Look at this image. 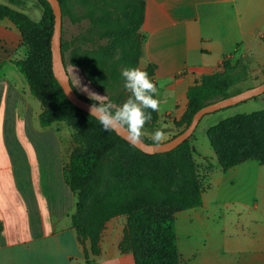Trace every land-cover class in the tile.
<instances>
[{
    "label": "crops",
    "instance_id": "1",
    "mask_svg": "<svg viewBox=\"0 0 264 264\" xmlns=\"http://www.w3.org/2000/svg\"><path fill=\"white\" fill-rule=\"evenodd\" d=\"M18 1L20 6L36 3ZM142 1L138 67L155 66L152 81L159 90L155 98L161 104L157 112L161 127L173 128L185 112L188 88L217 71L224 58L247 67L243 82L250 80L248 88L264 82V0ZM0 4L6 5V1L0 0ZM25 55L18 30L8 20L0 21V132L19 133L24 143L28 130L46 135L47 141L35 143L39 153L33 163H46L50 171L55 170L58 181V162L64 160L59 136L51 130L53 125L40 126L41 108L36 113L28 86L13 64ZM257 100L264 104V94ZM29 110L34 111L32 118ZM209 127H203L204 135ZM2 146L0 264H85L88 244L79 243L75 230L69 224L58 229L50 217L46 224L43 221L42 213L51 214L57 205L55 192L34 183L28 187L25 165L29 160L11 156L7 149L12 143ZM17 146L18 140L13 143ZM193 147L203 179L202 204L175 215L181 264H264V165L250 160L223 172L210 145L208 154L215 161L201 153L196 138ZM35 173L31 180H40L41 174ZM121 219L106 224L101 253L91 264H134L130 253L118 251L125 224V218Z\"/></svg>",
    "mask_w": 264,
    "mask_h": 264
},
{
    "label": "trees",
    "instance_id": "2",
    "mask_svg": "<svg viewBox=\"0 0 264 264\" xmlns=\"http://www.w3.org/2000/svg\"><path fill=\"white\" fill-rule=\"evenodd\" d=\"M5 1L6 5L0 4V21L8 20L21 36L26 55L13 64L40 105V126L64 122L73 131L74 145L63 166L62 180L76 196L70 228L75 230L81 245L88 244V248H84L85 264H91L100 255V241L106 224L117 217L125 218L118 243L120 254L130 253L134 264H181L175 215L202 204L203 179L194 160L192 136L170 152L147 155L114 131H104L97 119L67 100L53 76L54 15L48 2L36 0L42 16L39 21H34L11 7H19L18 0ZM115 1L58 0L62 15L69 6L85 7L91 27L105 20L106 7L117 14L115 23L99 35L101 40L106 39V44L91 52L85 51L82 63L75 65L83 70L92 86L102 92L110 91L109 100L119 105L130 96L124 89L121 71L126 67H138L141 55L143 38L139 29L144 3L131 0L121 6ZM63 50L61 44L62 55ZM104 62L108 63L98 67ZM105 70L110 83L104 80ZM143 70L152 80L155 66L150 64ZM247 77V67L228 58H224L217 71L202 76L187 90L185 112L174 123L175 136L189 125L199 109L237 94L231 92V88ZM151 116L144 131L153 133L158 129V114L152 112ZM205 135L223 172L250 160L264 165V110L225 118L210 126ZM143 141L155 144L146 136ZM209 170L207 167L206 171Z\"/></svg>",
    "mask_w": 264,
    "mask_h": 264
},
{
    "label": "rangeland",
    "instance_id": "3",
    "mask_svg": "<svg viewBox=\"0 0 264 264\" xmlns=\"http://www.w3.org/2000/svg\"><path fill=\"white\" fill-rule=\"evenodd\" d=\"M131 0H116L115 2L118 3L121 6L127 5ZM101 6V5H100ZM14 9L23 12L27 14L32 20L39 21L42 16V11L40 8V5L36 1L35 4L29 3L26 6H19L15 7ZM106 12L105 14H98L97 16H102L105 20L99 21L98 25H94L95 27H91L90 21H88L87 11L85 7L80 6H72L67 7L65 9L64 14L62 15V27H61V44L64 46L63 50V60L64 65L67 71V74L69 76V79L71 81L72 86L77 91V93L85 98L92 101H96V98L92 96L90 93H95L100 96H104L105 99L103 102H107L109 100V95L112 93L110 91H100L96 87L92 86L84 77V72L82 69L77 67L75 64L82 63L83 61V53L85 51L91 52L94 49H96L98 46H102L106 44V39L101 40L99 38L100 34H104L109 26H112L115 21L117 20V14L112 12L111 8H105ZM103 26V27H102ZM85 38V41L82 40ZM23 59V58H22ZM108 62H104L103 64H99L98 67H103ZM109 65V64H108ZM107 65V66H108ZM106 66V67H107ZM104 80L107 83H110V80L108 79L107 70L104 71ZM251 82L250 80L246 82H242L235 86L231 92L238 93L240 90H245L246 88L250 87ZM30 96V95H29ZM31 100H33V106L36 110V113L40 111L39 104L35 98L30 96ZM258 97L252 98L250 100H247L243 103L237 104L235 106H232L228 109H222L220 111H217L212 114L205 115L200 123L198 124V127L194 131L191 139V144L193 146V141L195 138L198 140V145L201 153L206 156L207 158L213 159L215 161V157L211 158V155L208 154V152H212L209 145V141L207 137L202 133V129L204 126H213L219 121L235 115V114H249L257 111L264 110V104L257 100ZM34 111L29 110V117H33L34 114H32ZM159 120V119H158ZM37 122V120H36ZM158 129L164 131L166 139L161 142H167L170 139H172L175 136L176 129L175 126L173 128L169 127H161L158 124ZM53 132H57L59 136V141L62 144L63 148V154H64V160L63 164L62 161L59 160L58 162V181L56 180V174L55 170L49 169L47 164L40 166V164L33 163V159L37 153H39V149L36 147L35 143L39 142L40 140L47 141L49 138L46 137V135L42 136L39 134L38 131H31L28 130L27 134H25V139L27 142H22L23 137H19L18 134L14 133H2L0 132V150H2L3 146L2 143H12V147L10 149H7L10 151L11 156H20L25 157L29 161L25 165V178L27 180V185L30 187V184L34 183L38 187L46 188L49 192L50 190H53L55 194L57 195V205L53 207V211L51 214L48 212H43L42 217L43 221L46 224L48 222V218L50 217V221L54 224H56V227L58 229H62L64 224H69L70 227V218L71 215L75 212V203H76V196L69 191L66 185L63 184V180L61 178V168L67 163V158L69 153L71 152L73 148V131L68 127V125L64 122L56 123L53 125L52 129ZM146 137L151 136V132L144 131ZM11 140V142L9 141ZM20 141V146H17L16 148L13 147L14 141ZM35 141V142H34ZM194 148V147H193ZM195 154L193 155L194 158L197 154V152L194 150ZM195 160V159H194ZM21 174H20V182L21 184L24 181V177L22 174L23 168L21 166ZM35 171L38 172V174H41L40 180H31L33 179V175L36 174ZM200 173V171L198 170ZM36 177L39 175H35ZM32 187V186H31ZM48 198V196H47ZM118 218V217H117ZM123 220L124 217H121ZM118 220V219H117ZM122 222V221H120ZM118 222L117 224H120Z\"/></svg>",
    "mask_w": 264,
    "mask_h": 264
},
{
    "label": "clouds",
    "instance_id": "4",
    "mask_svg": "<svg viewBox=\"0 0 264 264\" xmlns=\"http://www.w3.org/2000/svg\"><path fill=\"white\" fill-rule=\"evenodd\" d=\"M121 77L130 96L117 105L110 100L102 103L104 96L90 93L96 98V103L90 105L89 113L99 121L104 131L122 129L130 142L139 143L145 135V125L152 119L151 113L161 110L160 100L154 98L159 96V90L147 71L140 67L123 68ZM150 138L155 144H160L166 136L164 131L157 129Z\"/></svg>",
    "mask_w": 264,
    "mask_h": 264
},
{
    "label": "water",
    "instance_id": "5",
    "mask_svg": "<svg viewBox=\"0 0 264 264\" xmlns=\"http://www.w3.org/2000/svg\"><path fill=\"white\" fill-rule=\"evenodd\" d=\"M51 7V10L54 15V26H53V34L51 38V62H52V72L55 80L61 87L65 97L67 100L77 109L87 113H89L90 102L86 101L84 98L80 97L75 90L73 89L69 76L67 74L62 52H61V27H62V12L61 7L58 0H45ZM264 94V82L243 90L237 94L231 95L227 98L220 99L214 101L203 108L199 109L194 113L189 125L178 135L174 136L167 142L160 144H147L143 140L139 143H132L127 139L126 133L122 129L113 130L114 133L126 141L128 144L135 147L140 152L147 155L154 154H164L176 149L178 146L183 144L186 140H188L195 129L197 128L200 120L208 114L215 113L222 109H226L237 104L243 103L252 98L261 96ZM95 118V117H94ZM96 119V118H95Z\"/></svg>",
    "mask_w": 264,
    "mask_h": 264
}]
</instances>
